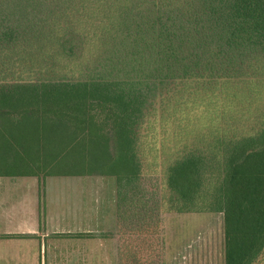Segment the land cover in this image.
Wrapping results in <instances>:
<instances>
[{
    "label": "trees",
    "instance_id": "1",
    "mask_svg": "<svg viewBox=\"0 0 264 264\" xmlns=\"http://www.w3.org/2000/svg\"><path fill=\"white\" fill-rule=\"evenodd\" d=\"M0 117V172L119 186L158 149L173 208L223 212L225 264H264V0H0Z\"/></svg>",
    "mask_w": 264,
    "mask_h": 264
},
{
    "label": "crops",
    "instance_id": "2",
    "mask_svg": "<svg viewBox=\"0 0 264 264\" xmlns=\"http://www.w3.org/2000/svg\"><path fill=\"white\" fill-rule=\"evenodd\" d=\"M114 178L0 172V264H105Z\"/></svg>",
    "mask_w": 264,
    "mask_h": 264
},
{
    "label": "rangeland",
    "instance_id": "3",
    "mask_svg": "<svg viewBox=\"0 0 264 264\" xmlns=\"http://www.w3.org/2000/svg\"><path fill=\"white\" fill-rule=\"evenodd\" d=\"M53 74L63 75L65 78H76L80 75V71L75 69L72 63H67L55 67ZM167 87L168 85L151 100L154 107H159V100L168 91H166ZM103 107L105 106H94L91 111L102 122L103 130L109 131L108 121L103 120L106 114V109ZM150 108L151 104L144 109L145 124L151 115L148 114V111H152ZM3 122L4 120L0 117V124ZM145 124L141 125L143 129L139 131L140 133L144 132ZM115 144L112 139L110 155L113 156L117 155ZM140 146L137 153L141 159V172L137 175V179L130 184L126 181L121 182L118 186L117 178L106 174L114 178L116 194L129 192L131 207H127V210L123 208L124 205L122 207L123 213L130 215V220L126 219V224H122L121 227L114 226L112 231L105 233V240L112 243L107 248L111 262H107L108 259H106L105 264H225L223 212L177 211L173 208L176 202L162 182L161 166L157 165V161L162 157L160 151L158 149L150 151L147 144ZM175 153L165 151L164 157L167 164L174 159ZM154 155L157 156L153 159ZM29 168L30 171H39L40 174L46 172L36 166ZM134 214L136 218L133 217ZM128 226L134 231L130 232ZM128 242L136 247L137 252L135 260L131 263L127 260L128 248H123ZM123 254L126 255L125 262H122L120 258Z\"/></svg>",
    "mask_w": 264,
    "mask_h": 264
}]
</instances>
